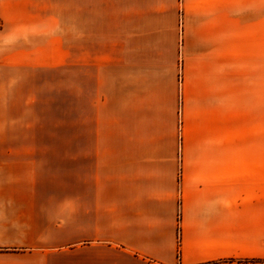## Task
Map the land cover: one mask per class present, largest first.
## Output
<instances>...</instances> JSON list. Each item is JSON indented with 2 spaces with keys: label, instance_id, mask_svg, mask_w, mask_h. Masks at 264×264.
Instances as JSON below:
<instances>
[{
  "label": "rangeland",
  "instance_id": "obj_1",
  "mask_svg": "<svg viewBox=\"0 0 264 264\" xmlns=\"http://www.w3.org/2000/svg\"><path fill=\"white\" fill-rule=\"evenodd\" d=\"M1 57L26 66L0 68V147L26 145L33 105L37 145L82 150L75 225L50 235L59 264H109V164L96 202L85 161L109 153V133L117 148L160 147L144 157L166 172L177 164L179 217L184 163L264 162V0H0Z\"/></svg>",
  "mask_w": 264,
  "mask_h": 264
},
{
  "label": "crops",
  "instance_id": "obj_2",
  "mask_svg": "<svg viewBox=\"0 0 264 264\" xmlns=\"http://www.w3.org/2000/svg\"><path fill=\"white\" fill-rule=\"evenodd\" d=\"M17 61L1 57L0 68L26 66ZM10 84L4 72L1 88L9 91ZM26 108V145L0 147V264H59L51 253L63 244L51 246L50 235L75 225L82 150L37 145L34 107ZM0 124L3 143L8 116ZM160 151L138 143L114 147L109 133V153H86L95 201L100 163L109 164V200L118 203L109 204V264H264V162L206 161L198 154L184 163L179 217L177 164L166 172L144 157ZM94 211L97 218V205Z\"/></svg>",
  "mask_w": 264,
  "mask_h": 264
}]
</instances>
